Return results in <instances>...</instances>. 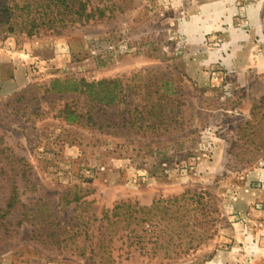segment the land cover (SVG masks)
I'll use <instances>...</instances> for the list:
<instances>
[{"label": "rangeland", "instance_id": "1", "mask_svg": "<svg viewBox=\"0 0 264 264\" xmlns=\"http://www.w3.org/2000/svg\"><path fill=\"white\" fill-rule=\"evenodd\" d=\"M190 1L132 0L126 12L62 36L0 37V148L4 157L23 159L4 171L19 172L20 199L32 208L34 219L24 220L21 206L9 215L8 233L0 235V264H99L90 258V249H96L102 234L116 264H264V228L253 224L261 218H245L249 236L242 237L237 228L253 207L264 211V202L251 203L254 190L264 192V181L252 179L253 172L264 169V74L216 82L213 74L223 71L211 67L210 76L190 79V42L178 28L180 19L188 20ZM245 23L247 13H235L230 27ZM150 71L172 77L182 88L179 132L122 136L70 125L57 117L64 95L47 91L55 80L119 79L134 86V75ZM117 112L116 107L101 110L97 120L105 123ZM207 132L213 133V153L197 160ZM217 149L221 167L199 169L214 162ZM11 178L0 170V208L9 200ZM205 191L215 197L209 208L214 220L207 225L211 239L202 240L206 226L197 221L182 235L151 233L135 221L109 227L101 221L123 202L151 208L186 192ZM75 193L81 202L57 206L62 196ZM45 205L51 218L41 223ZM79 224L80 231L86 228L93 236L85 257L42 242L53 226L62 231Z\"/></svg>", "mask_w": 264, "mask_h": 264}, {"label": "trees", "instance_id": "2", "mask_svg": "<svg viewBox=\"0 0 264 264\" xmlns=\"http://www.w3.org/2000/svg\"><path fill=\"white\" fill-rule=\"evenodd\" d=\"M131 2L132 0H0V37L33 38L43 34L62 36L77 26L113 18L118 12L124 13L130 8ZM132 80L137 81L136 85L131 86L128 81L123 82L119 79L93 82L55 80L47 91L55 95H64L66 103L57 117L70 125L98 131L108 129L111 134L122 136H165L181 131L184 120L182 108L185 107L181 86L172 77L161 76L157 71L146 72L145 75L136 74ZM98 107L99 110L96 111ZM110 107H116L118 110L113 119L108 117L105 123L98 121V112ZM4 152V149L0 148V164L4 165L0 168L1 174L12 175V178L9 200L5 208H0V235L3 232L8 233L7 218L18 206L24 210V220L34 221L31 216L32 208L22 203L20 199L16 180L19 172L4 171L9 165L22 163L23 159L4 157ZM20 168L23 169L22 178L30 183V179H27V170L23 166ZM81 200L82 196L79 193L73 196L66 194L62 196L57 206L64 209ZM214 200L213 194L205 191L186 192L180 197L158 201L151 208L136 209L130 202H123L111 213L108 211L101 221H107V227L122 223L128 226L135 221L137 225L148 226L151 233H156L157 230L161 233L170 230L178 235L187 232L193 222L197 221V225L206 226L205 237L202 240H207L213 236L208 234L207 225L214 220L209 217V208ZM45 208L46 205L39 212L38 221L41 223H46L47 219L51 218L47 215L50 210ZM136 212H140L139 217L135 215ZM49 226L52 227L45 225L44 228ZM80 226L82 225H72L62 231L53 226L42 242L70 251L77 250L79 257H85L87 254L85 245L93 236L86 228L80 231ZM195 226L194 224L193 228ZM158 237L156 235L157 240ZM173 238L171 236L172 240ZM106 242L105 234H102L98 238L96 249H90V258L99 264H116L117 260L111 253L109 243ZM80 244H83V247ZM176 255L179 257L182 253Z\"/></svg>", "mask_w": 264, "mask_h": 264}, {"label": "crops", "instance_id": "3", "mask_svg": "<svg viewBox=\"0 0 264 264\" xmlns=\"http://www.w3.org/2000/svg\"><path fill=\"white\" fill-rule=\"evenodd\" d=\"M186 12L188 20L180 19L178 28L182 34L188 36L190 42L193 62L188 71L190 79L210 76L211 67L223 71L213 74L216 82L230 77H236L237 81L243 82L242 79L249 74H264V0H192ZM240 12L247 13L248 23L240 28L230 27L235 13ZM219 154L217 149L214 162H204L199 169L209 167L217 171L221 167L217 163ZM252 179L263 182L264 169L253 172ZM253 195V205L264 202L263 191L254 190ZM246 199L243 195L242 200ZM247 216L261 218L253 224L264 228V211L258 212L253 207L251 213L243 215V222L237 224L238 230L243 233L242 237L248 234L244 224Z\"/></svg>", "mask_w": 264, "mask_h": 264}, {"label": "built area", "instance_id": "4", "mask_svg": "<svg viewBox=\"0 0 264 264\" xmlns=\"http://www.w3.org/2000/svg\"><path fill=\"white\" fill-rule=\"evenodd\" d=\"M203 144V149H201V154L196 158L197 160H201V158H208L213 153V133L207 132L205 136H203Z\"/></svg>", "mask_w": 264, "mask_h": 264}]
</instances>
